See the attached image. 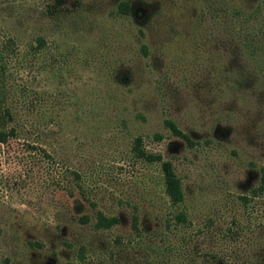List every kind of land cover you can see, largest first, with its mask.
Listing matches in <instances>:
<instances>
[{
    "label": "rangeland",
    "instance_id": "obj_1",
    "mask_svg": "<svg viewBox=\"0 0 264 264\" xmlns=\"http://www.w3.org/2000/svg\"><path fill=\"white\" fill-rule=\"evenodd\" d=\"M0 45V264H264V0H0Z\"/></svg>",
    "mask_w": 264,
    "mask_h": 264
},
{
    "label": "trees",
    "instance_id": "obj_2",
    "mask_svg": "<svg viewBox=\"0 0 264 264\" xmlns=\"http://www.w3.org/2000/svg\"><path fill=\"white\" fill-rule=\"evenodd\" d=\"M128 6H126V9L124 11H128ZM39 45H45V41L43 39H39ZM6 46L0 45V56L1 54L7 53ZM166 125L168 128H170L173 133L181 138H184L188 141L190 139L188 136H186L182 131H180L177 126L171 122L167 121ZM17 135V129L12 128L10 130H0V144L7 143L11 138L16 137ZM134 153L136 157L140 160H143L145 162L151 163V164H161L162 174L164 178V184H165V193L170 199V202L173 206H180L185 202V192L183 189L182 181L177 175V172L175 170V167L172 162L165 161L161 154H153L147 152L142 145V139L138 138L135 147H134ZM249 196H243L241 199L248 203L251 198H261L264 197V165L260 169V181L259 184L254 187L250 192ZM176 219L180 223H186L188 218L187 215L184 213H180L176 216ZM120 220L116 217L108 218L103 213H99L97 216V227L99 229H111L115 225L119 224ZM137 228V225H135Z\"/></svg>",
    "mask_w": 264,
    "mask_h": 264
}]
</instances>
